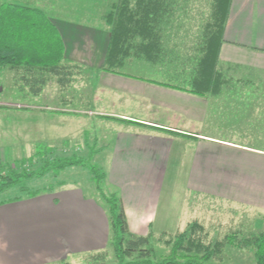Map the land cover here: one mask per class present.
<instances>
[{
    "label": "crops",
    "instance_id": "obj_1",
    "mask_svg": "<svg viewBox=\"0 0 264 264\" xmlns=\"http://www.w3.org/2000/svg\"><path fill=\"white\" fill-rule=\"evenodd\" d=\"M44 11L62 38L65 60L96 62L100 69L108 30L60 16L57 9ZM220 60L264 70V0H233ZM107 79L134 94L123 99L126 109L114 116L145 127L116 133L107 173L106 182L121 197L131 233L166 232L170 220L159 219L160 198L170 162L180 152L181 162H187V193L254 208L264 216V153L207 136L202 131L206 115L189 109L208 99L141 80ZM182 143L191 148L189 153L182 151ZM72 186L0 205V264H56L109 248L107 209Z\"/></svg>",
    "mask_w": 264,
    "mask_h": 264
},
{
    "label": "trees",
    "instance_id": "obj_2",
    "mask_svg": "<svg viewBox=\"0 0 264 264\" xmlns=\"http://www.w3.org/2000/svg\"><path fill=\"white\" fill-rule=\"evenodd\" d=\"M232 2L118 0L103 16L110 38L102 70L214 101L224 94L229 97L255 88V80H260L263 87V78L257 73L246 74L240 80L235 78L243 69L249 74L255 72L254 69L220 60ZM64 54L62 38L44 10L20 3L0 5V70L8 67L15 73L14 85L19 94L40 97L52 79L62 93L68 91L80 66L66 61ZM129 59L164 75L165 82L123 73ZM259 87L255 90H260ZM51 152L50 149L40 150L34 156L15 161L14 165L0 161V194L12 189L19 192L0 205L42 194L29 187L32 179L49 174L58 178L70 167H82L88 170L107 208L109 248L114 250L121 264H207L212 261L221 264V256L229 246L253 250L255 264H264V231L245 236L244 229L231 230L225 235L218 233L214 238V232L203 221L194 219L175 233L157 234L152 230L147 236L131 233L119 193H108L104 188L107 174L103 169L78 157L50 159ZM32 162L42 165L27 168ZM157 243L168 248L169 254L153 260ZM107 256L105 250L81 258L93 264H104ZM69 261L56 264H70Z\"/></svg>",
    "mask_w": 264,
    "mask_h": 264
},
{
    "label": "rangeland",
    "instance_id": "obj_3",
    "mask_svg": "<svg viewBox=\"0 0 264 264\" xmlns=\"http://www.w3.org/2000/svg\"><path fill=\"white\" fill-rule=\"evenodd\" d=\"M117 1L0 0V5L8 2L35 6L48 11L57 9L60 16L94 22V26L105 27L108 30L103 16ZM91 14L95 15V18ZM72 64L80 66V69L68 91L62 93L56 80L52 79L43 94L37 98L19 94L14 85L15 73L8 67L0 70L1 162L14 165L15 161L34 156L40 150L50 149L52 151L48 155L50 159L82 158L99 166L107 174L110 170L111 162L109 161L116 133L121 129L131 131L145 129L134 122L129 123L114 116L122 112V109L124 110L126 103L123 99L131 100L130 97H134V94L126 92L128 89L115 87L107 79L108 75H119L103 71V65L98 69L99 65L96 62L93 66L82 64V62ZM252 69L255 71L252 74L243 69L236 73L235 78L240 80L246 74L249 76L257 73L256 75L259 74L263 78L264 83V74H260L264 70ZM123 73L137 78L163 82L166 80L164 75H160L146 64L134 59L128 60ZM119 77L134 79L129 76ZM259 81L255 80V88L260 86ZM255 88L238 90L239 95L229 97L224 94L218 101L209 98L207 104H195L189 111L193 113L197 110L199 116L201 111L204 112L206 124L202 131L207 136L229 141L235 146L247 149H260L259 151L264 153V86H260L258 91ZM181 148L186 153L191 150L188 146L183 147V143ZM176 159V162H170L160 198L159 219L170 220L164 228L166 232L175 233L194 219L203 221L207 228L214 232V238L218 233L225 235L231 230L244 229L242 232L245 236L264 231V216L254 208L232 205L222 200L187 193L184 174L187 162H181V152ZM41 165V162H32L27 165V168H38ZM28 184L29 187L42 193L44 191L47 193L46 190L49 188L59 189L77 185L83 190L87 199H93L106 208L88 170L82 167H70L58 178H53L49 174L40 179H32ZM104 188L108 193H117L108 182L105 183ZM18 195L19 192L12 189L0 194V202ZM157 229L161 231L163 228L157 226ZM106 251L108 256L104 264H121L113 249L108 248ZM155 251L153 260L169 254V249L158 243L155 244ZM69 262L70 264H93L81 256L74 257ZM129 262L131 261L127 260V263ZM207 264L220 263L212 261ZM221 264H255L254 252L251 249L226 247L221 256Z\"/></svg>",
    "mask_w": 264,
    "mask_h": 264
}]
</instances>
